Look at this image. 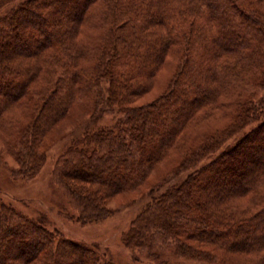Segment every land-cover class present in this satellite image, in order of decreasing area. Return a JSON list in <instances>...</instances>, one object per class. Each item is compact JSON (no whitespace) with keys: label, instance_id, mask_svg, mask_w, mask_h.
Here are the masks:
<instances>
[{"label":"trees","instance_id":"16d2710c","mask_svg":"<svg viewBox=\"0 0 264 264\" xmlns=\"http://www.w3.org/2000/svg\"><path fill=\"white\" fill-rule=\"evenodd\" d=\"M12 2L0 15V128L18 172L38 174L46 159L40 143L74 102L92 94L91 117L119 108L114 126L88 132L58 162L79 218L99 221L112 214L99 201L108 189L135 190L177 149L186 126L230 109L231 125L205 131L148 188L152 195L170 185L152 196L124 241L155 264H186L163 258L168 249L207 264H264V0H0V10ZM171 55L167 91L132 105ZM221 179L234 185L219 187ZM101 263L95 246L0 200V264Z\"/></svg>","mask_w":264,"mask_h":264},{"label":"rangeland","instance_id":"374dc122","mask_svg":"<svg viewBox=\"0 0 264 264\" xmlns=\"http://www.w3.org/2000/svg\"><path fill=\"white\" fill-rule=\"evenodd\" d=\"M13 4L15 3L6 4L0 10V15L11 8ZM175 70V57L171 55L167 58V64L154 79H151L149 88L142 94L133 96L131 104L147 103L167 91ZM92 96L90 94L74 102L65 116L45 134L40 146L45 151L46 159L41 170L33 177H27L18 172L21 164L10 153L2 140V134L7 133V131L3 132L4 129L0 128V200L27 215L45 216L50 229L66 237L95 246L102 256L101 264L108 260L116 264H155L157 260L152 258L147 250L126 246L124 241L132 222L150 202L152 196L164 192L170 185H164L152 195L146 194L149 191L148 188L159 183L170 174L172 169L180 163L181 155L184 153L182 151L190 148V145H197L202 140L201 137L207 135L205 131L221 132L231 125L230 109L222 107L208 119L186 126L182 133L183 139L177 149L174 148L163 159L156 162L144 181L135 190L113 193L108 189L107 192L111 193L109 198H97L112 210L111 215L99 221L85 223L79 218L80 210L59 177L58 162L59 158L65 154L66 149L76 141L83 140L88 132L102 127L114 126L119 118V108H115V113L101 112L97 117H91L92 105L90 101L93 100ZM230 97L222 95L219 99L223 101ZM227 105L228 103L225 106ZM16 111L18 117L26 112ZM241 135L232 136L212 157L222 153L227 146L235 144ZM212 157L205 159L200 165L210 161ZM191 171L183 172L171 184L183 180ZM224 185H234V182L221 179L219 187ZM85 187L88 190H94L97 186L86 184ZM101 188L100 191H106V188ZM237 201L245 205L246 198H239ZM217 251V255L221 258L228 257L234 263L242 262L241 256H233L223 249H217ZM163 255V258L169 262L207 264L178 257L170 249ZM221 264L231 263L223 261Z\"/></svg>","mask_w":264,"mask_h":264}]
</instances>
